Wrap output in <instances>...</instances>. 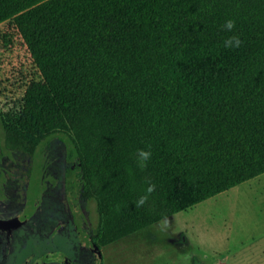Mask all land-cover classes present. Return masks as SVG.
<instances>
[{
	"label": "trees",
	"instance_id": "obj_1",
	"mask_svg": "<svg viewBox=\"0 0 264 264\" xmlns=\"http://www.w3.org/2000/svg\"><path fill=\"white\" fill-rule=\"evenodd\" d=\"M8 19L42 77L3 116L7 142L70 136L99 243L264 173V0H0Z\"/></svg>",
	"mask_w": 264,
	"mask_h": 264
},
{
	"label": "rangeland",
	"instance_id": "obj_2",
	"mask_svg": "<svg viewBox=\"0 0 264 264\" xmlns=\"http://www.w3.org/2000/svg\"><path fill=\"white\" fill-rule=\"evenodd\" d=\"M41 77L13 19L0 23L1 114L9 119L18 111L31 80ZM70 149H74L70 136L60 132L38 147L35 177L41 168L56 171L47 177L44 197L40 192L35 195V200L45 202L37 215L45 222L40 228L36 224L20 226L14 235L18 245L29 246V253L46 242L50 248L72 255L76 264H96L98 257L85 245L89 227L80 222L83 214L77 220L82 226L75 227L64 201ZM87 205L98 225L96 202L91 199L82 206ZM19 248L8 253L1 250L0 264H27L17 258ZM100 248V264H264V173L110 244H100ZM47 264L59 263L52 260Z\"/></svg>",
	"mask_w": 264,
	"mask_h": 264
},
{
	"label": "flooded vegetation",
	"instance_id": "obj_3",
	"mask_svg": "<svg viewBox=\"0 0 264 264\" xmlns=\"http://www.w3.org/2000/svg\"><path fill=\"white\" fill-rule=\"evenodd\" d=\"M2 118L3 114L0 112V122H2ZM36 153H28L14 147L7 142L4 129L0 133V251L5 250L8 253L20 247L17 249V258L22 257L21 262L26 260L27 264H47L52 260L59 264H76L72 255H67L61 249L50 248L46 242L36 251L32 248L34 251L29 253V246L18 245L15 239L14 234L17 229H20V226L36 224L40 228L43 225L42 222H45L42 216H37L39 215V208L45 202L43 199L35 200V195L40 192L41 196L44 197L47 177L49 173L56 171L41 168L42 172L36 178ZM67 162L68 173L65 180L64 201L71 209L75 227L79 228L83 223L88 225L87 243L85 245L92 248L95 256L98 257L96 264H100L103 261L101 243L95 238L98 225L94 223L88 205L82 206L84 201L87 202L88 200H84L77 191V162L75 158L72 161L67 158ZM80 213L83 214V220H80L82 224L77 221ZM14 241L17 245L14 244Z\"/></svg>",
	"mask_w": 264,
	"mask_h": 264
},
{
	"label": "clouds",
	"instance_id": "obj_4",
	"mask_svg": "<svg viewBox=\"0 0 264 264\" xmlns=\"http://www.w3.org/2000/svg\"><path fill=\"white\" fill-rule=\"evenodd\" d=\"M225 30L231 32L235 27L234 20L226 21L225 25L223 26ZM243 42L240 40L238 36H230L223 41V47L225 48H239ZM151 152L146 150H139L137 153L138 163L140 167H144L146 162L151 158ZM155 190V185H149L147 188V193H152ZM147 195L142 196L139 201L136 202V206L139 207L143 205L147 201ZM165 226L167 225V221L164 222Z\"/></svg>",
	"mask_w": 264,
	"mask_h": 264
}]
</instances>
